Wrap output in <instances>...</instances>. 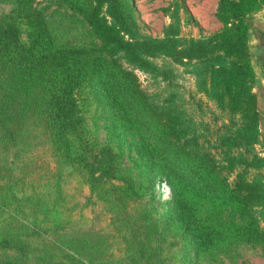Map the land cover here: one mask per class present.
<instances>
[{
  "label": "rangeland",
  "instance_id": "obj_1",
  "mask_svg": "<svg viewBox=\"0 0 264 264\" xmlns=\"http://www.w3.org/2000/svg\"><path fill=\"white\" fill-rule=\"evenodd\" d=\"M33 1L38 7H49V32L62 49L59 60L67 59V65L56 67L51 62L52 51L42 46L33 59L16 60L24 68L32 65L29 79L42 83L54 73L78 77L75 91L79 90L89 127L119 155L118 169L126 180L97 176L93 180L80 160L55 142L52 124L45 123L42 104L48 87H30L32 80L26 70L12 71L8 85L0 87V109L16 106L12 114L0 116V264H264L262 244L211 239L223 230L230 233L236 219L243 225L251 217L258 219L254 211H247L241 219L237 208L236 195L242 193L236 192L235 185L246 164H226L217 170L222 187L235 190L234 203L203 200L194 188L206 183L202 174L193 173L186 154L193 142L186 149L170 152L169 164L167 159L159 161L147 125L127 124L120 107L104 99L97 89L121 87L119 83L126 78L131 87L138 83L155 101L168 95L169 87L180 90L187 99V113L196 121L199 151L211 152L217 159L226 149L219 137L226 133L227 124L241 121L242 115L217 107L198 92L195 77L185 65L175 62L178 75L169 77V54H148L162 68L155 77L121 55L103 51L100 39L84 19V13L98 10L115 22L111 12H116L129 27L130 36L123 32L127 38H162L178 16L180 35L198 39L222 28L217 16L219 0ZM15 7L14 0H0V28L5 20L17 17L11 12ZM256 13L254 20L261 19ZM13 21L11 44H28L32 28L22 18ZM251 34L250 41L256 40L253 29ZM256 43H251L253 52L258 49ZM127 72L135 73L138 80ZM16 76L23 79L15 81ZM100 77L106 81L101 83ZM255 91L262 105L261 141L252 151L245 147L234 150L249 160L255 153L264 156V90L255 87ZM260 174H264V166L252 165L246 173L251 180ZM171 179L178 186L185 184L181 204L176 202Z\"/></svg>",
  "mask_w": 264,
  "mask_h": 264
},
{
  "label": "trees",
  "instance_id": "obj_2",
  "mask_svg": "<svg viewBox=\"0 0 264 264\" xmlns=\"http://www.w3.org/2000/svg\"><path fill=\"white\" fill-rule=\"evenodd\" d=\"M14 3L16 7L11 12L17 17L11 18V22L5 20L0 28V87H6L12 71L19 68L28 72V79L32 78V65L24 68V64L18 62L16 57H20L21 60L33 59L38 46L50 48L51 62L56 67L66 64L67 61L59 60L57 55L62 49L49 32L46 18L49 7H38L33 0H14ZM263 7L264 0H219L217 16L223 24L222 28L198 39L184 38L180 35L178 16L166 27L162 38L139 35L127 38L123 32L129 33V27L116 12H111L116 19L115 22L108 21L98 10L84 13V19L100 39L103 51L106 50L112 55L119 54L130 64L152 73L155 77L160 74L162 68L148 54L153 52L169 54V58H172L169 59V77L172 76L173 79L178 75L175 62L185 65L188 67L187 72L195 77L198 92H203L217 107L222 106L231 113L242 115L241 121L234 119L227 124L226 133L219 137V142H223L222 145H225L226 149L224 156L217 159L211 152L199 151L196 121L187 113L185 106L187 99L180 90L169 87V97L158 96L155 101L156 97H152L151 100L138 83L136 87H131V82L126 78H122L119 83L121 87L97 89L104 99L111 100L116 108L120 107L121 116L127 124L147 125L146 129L154 138L151 147L159 161L167 159L169 164L170 152L177 148L186 149L188 142H193L191 147L187 148L186 154L193 165V173L202 174L201 180L206 183L204 187L194 188L196 195L203 200L234 203L235 190L222 187L217 170L226 168V164L230 166L246 164L235 185L238 187L236 192L239 190L242 193L236 195V198L239 197L237 208L241 211L239 215L241 219L247 211L256 212L258 219L251 217L244 225L240 223V219H236L230 233L223 230L211 239L231 238L245 241L247 244H262L264 249V225L261 223L264 224V174L254 177L253 180L246 175L252 165L259 168L264 166V156L255 153L253 159L249 160L234 153L235 149L244 147L252 151L255 144L261 141L262 105L259 94L255 91L256 73L252 65L249 34L253 27L259 43L264 45V21L253 18V15ZM18 17L25 20L34 32L28 33V44H11L15 34L12 29L15 27L13 20ZM66 54L73 55L68 52ZM127 73L134 80H138L135 73ZM20 79L23 77H15V81ZM29 80H32L30 87H48L47 91H44L43 114L46 118L45 123L50 122L53 130H56L55 142L79 159L93 180H97L95 176L126 180L118 169L119 155L113 151L109 143L98 139L89 127L87 117L80 107L79 90L75 91L78 77L76 75L63 77L54 73L48 79L45 77L43 83L36 79ZM104 81L106 80L100 77V82ZM109 83H112L111 78ZM80 98L82 100L85 95ZM15 108L16 106L10 104L4 106L0 109V116L7 117ZM68 131L73 134H69ZM169 176L172 177L171 174ZM171 182L175 189L176 202L181 204L185 184L178 186L175 179H171ZM129 185L132 183L129 182ZM220 222L223 221L220 219Z\"/></svg>",
  "mask_w": 264,
  "mask_h": 264
},
{
  "label": "crops",
  "instance_id": "obj_3",
  "mask_svg": "<svg viewBox=\"0 0 264 264\" xmlns=\"http://www.w3.org/2000/svg\"><path fill=\"white\" fill-rule=\"evenodd\" d=\"M257 16H260L262 21H264V7L259 10L256 13ZM252 29L255 32V38L257 40V46L256 48H258L255 52L252 51V47H251V43L255 42L256 40H252L250 41V35L252 32ZM249 47L251 50V57H252V65L254 68V71L256 73V83H255V87L257 88H262L264 90V45H261L259 43V40L256 36V30L252 27L250 30V34H249Z\"/></svg>",
  "mask_w": 264,
  "mask_h": 264
}]
</instances>
